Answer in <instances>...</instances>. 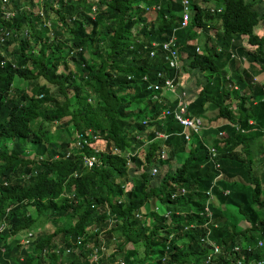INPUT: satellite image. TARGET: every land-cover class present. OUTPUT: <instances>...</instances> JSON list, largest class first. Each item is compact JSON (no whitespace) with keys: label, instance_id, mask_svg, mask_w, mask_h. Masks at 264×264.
Masks as SVG:
<instances>
[{"label":"trees","instance_id":"16d2710c","mask_svg":"<svg viewBox=\"0 0 264 264\" xmlns=\"http://www.w3.org/2000/svg\"><path fill=\"white\" fill-rule=\"evenodd\" d=\"M10 1L16 8L20 5L19 0ZM78 1L54 8L51 41H42L39 29L32 30L33 35L38 33L33 41L8 38L18 42L8 47L7 41L1 44L0 35L2 215L11 207L5 216L10 228L0 233V264H205L213 251L209 241L228 252L237 242L253 245L264 238V168L257 171V163H264V91L262 84L252 81L264 74V34L254 32L264 18L263 2L190 0V23L180 28V0H96L93 16ZM257 1L263 7L256 6ZM141 2L159 5L155 20L147 19ZM210 6L222 11L211 14ZM25 20L23 14L17 17V22ZM211 25L215 32L199 52L193 40ZM135 26L140 27L138 37H131ZM0 27L11 29L3 20ZM173 32L187 57L183 69L193 71L197 82V92H186L195 93L189 112L198 115L208 107L226 121L201 131L204 136L225 132L221 143L218 138L213 141L214 158L194 132L190 142L180 134L182 126L172 114L161 117L163 109H173L175 102H163L164 106L154 102L153 92L146 88L148 82L159 83L157 72L167 69L160 47L158 55L149 58L150 42L168 41ZM242 35L248 36L251 50L240 44ZM76 46L79 50L74 51ZM230 52L244 57L248 67L239 69ZM15 77L26 86H12ZM40 79L46 83H37ZM230 81L238 89H231ZM208 92L219 96V103ZM142 103L146 108L140 109ZM69 124L84 140L94 141L83 131L91 129L106 142L98 165L86 168L75 149L66 156L76 141L63 136ZM110 146L119 147L120 154L111 153ZM81 149L91 152L87 144ZM139 150L144 152L141 157ZM163 150L167 157L161 160ZM183 153L186 157L173 168L171 161ZM128 158L134 167H129ZM153 165L167 169L151 175ZM140 168V178L132 177L133 185L123 192ZM177 187L186 193L172 197ZM230 205L249 227L236 228L238 218L227 210ZM205 207L209 216L204 215ZM142 209L151 220L148 225L136 217ZM167 210L169 218L163 215ZM66 217L69 224H56ZM28 228L35 230L32 239L20 241L18 234ZM101 237L110 253L97 252L92 260ZM77 238L82 244H76ZM253 252L264 259V246Z\"/></svg>","mask_w":264,"mask_h":264},{"label":"clouds","instance_id":"9594fccd","mask_svg":"<svg viewBox=\"0 0 264 264\" xmlns=\"http://www.w3.org/2000/svg\"><path fill=\"white\" fill-rule=\"evenodd\" d=\"M20 1V5L16 8V7H14V5L12 4V2L10 1V0H2V2H1V4H0V20H3V21H6L10 26H11V29H6L5 27H0V35H1V44H4L5 43V41H7L8 43H9V45H8V47H12L14 44H17L18 42H16V41H14V42H9L8 41V38H11V37H16V38H19V39H22V38H27L28 40H30V41H33V40H35L36 38H37V36H38V33L37 34H35V35H33V31L32 30H39V29H41L42 30V32L40 33L41 34V36H42V41H51L54 37H55V33L53 32V28H54V20L52 19L54 16H55V11H54V8H58L59 6H60V4L63 2V3H65L66 1H70V0H19ZM190 1V0H189ZM180 2H181V5L183 6V3H182V0H180ZM78 3H80V5H81V7L83 8H81L82 10H84V11H86V13L89 15H94L95 13H96V11L98 10L97 8H96V6H97V3H96V0H81V2H80V0L78 1ZM49 4H51V7H52V9H49L48 8V5ZM211 7H213V8H220L221 10L220 11H222V8L220 7V6H218V7H216V6H210L209 8H208V10H209V12L211 13V14H215V13H217V11H215V12H211L210 11V8ZM96 8V9H95ZM150 8H153L155 11L159 8V5H155V4H153V5H151V6H149V5H147V4H145V11L146 10H148V9H150ZM191 5L189 4V8H188V12H189V15L191 16ZM47 10H48V12H47ZM184 12V6H183V9H182V12H181V19H182V13ZM21 14H23V16H25L26 17V20L25 21H21V22H17V17L19 16V15H21ZM72 19H75V15H72ZM189 23H190V19H189ZM189 25V24H188ZM258 26L259 25H262V26H264V18L263 19H261V20H259V22H258V24H257ZM257 25L255 26V28L257 27ZM180 28H183V27H181V22H180V26H179ZM187 27V26H186ZM185 27V28H186ZM255 28H254V32L255 33H257V34H259V35H262V34H264V30L263 31H261V30H259V31H255ZM260 31H261V33H260ZM173 36H175V34H174V32H173V34H172ZM172 37V36H171ZM170 37V38H171ZM169 38V39H170ZM245 39V40H244ZM240 41V44L244 47V48H246V49H248V50H251V45L248 43V36L247 35H242L241 37H240V39H239ZM165 42H167V41H164L163 43H165ZM175 42H176V36H175ZM151 43V45H152V47L148 50L149 52H148V56H149V58H151V59H153L156 55H158V52H157V50H158V48L160 47V49H161V51H162V53L163 54H165V58H164V66L166 65V68L167 69H160L158 72H157V77L158 78H160L159 77V74H164V76L166 77H169V78H172V77H175V79L177 80V81H180V86H179V88H178V91H182V92H184V95H183V98L186 100V102H187V113H188V115L189 116H191L190 115V112H189V110H188V105H189V103H190V101L194 98V94L195 93H193V95H191V96H189L186 92H188V93H190V91L191 92H195V89H189V87L188 86H186L184 83L185 82H181L182 80L184 81V79H185V74L187 73V72H189L188 70L187 71H185L184 72V70H183V65H184V61H185V59L187 58L186 57V54L184 53V52H182L180 49H179V46H178V44L176 43L175 44V49H176V52H177V65H174V66H171L170 65V63H169V60H171V58H172V56H170V54H169V52L168 51H166V50H164L163 48H162V45H163V43H157V42H153V41H151L150 42ZM197 46L199 47V45L197 44ZM145 48L147 47V46H144ZM197 48V47H196ZM75 50H79V48L76 46L75 48H74V51ZM197 50V49H196ZM219 50H221V48L219 49ZM151 51H154V54L151 56V54H150V52ZM197 51H199V50H197ZM202 51V50H201ZM201 51H199V52H201ZM1 53L3 54V52L1 51ZM234 55L235 57H233V56H231V55ZM85 56H87V54H85ZM230 57H231V59H234V61L236 62V64L239 66V67H241L242 69H246L247 67H248V64L246 65V66H244L243 65V63L244 62H247V60L244 58V57H240V56H238V55H236L234 52H230ZM6 59V58H5ZM3 60V59H2ZM34 63V62H33ZM248 63V62H247ZM0 65L2 66L3 65V63L0 61ZM13 66H15L14 64H13ZM244 66V67H243ZM33 68V64L29 67V70L30 69H32ZM189 69V68H188ZM229 70L228 72H227V74H226V77L228 78V75H230V69H229V67L228 66H226L225 67V70ZM164 70V71H163ZM166 71V72H165ZM167 71H169V73H171V74H173L172 76H169L168 74H167ZM57 72L59 73L60 72V68H58L57 69ZM184 74V76H183V79H181V75H183ZM263 74V73H262ZM258 76H255V77H253V83H256V82H258L259 84H262V89H263V91H264V81H262L261 79H258L257 78ZM20 79V78H19ZM143 80H146V77L144 76L143 77ZM160 80V82L159 83H157V84H161L162 82H161V79H159ZM42 81H43V79H40L39 81H37V83H39V84H42ZM152 83H154V82H148L146 85V88L148 89V90H150L151 91V89H149L148 88V85L149 84H152ZM51 88H53L52 86H53V84H50V83H47ZM12 86H13V83H12ZM229 87L231 88V89H238V86H237V84H236V82L235 81H230V83H229ZM190 90V91H189ZM28 91H30V90H28ZM77 92V91H76ZM30 93V92H29ZM156 94H157V96L155 97L157 100H158V102L160 103V100H162L161 99V97H160V91L159 92H155ZM153 94H154V92H153ZM158 95H159V97H158ZM40 97L42 96V94H40L39 95ZM153 96V95H152ZM175 102V106H174V108L176 107V104H177V101L175 100L174 101ZM173 103V102H172ZM166 109H169V110H172V109H170L169 107H165L164 109H163V111L161 112V117H164L165 115H171V114H164L163 112H164V110H166ZM173 115V114H172ZM192 117H199L198 115H193ZM173 118H174V115H173ZM175 119V118H174ZM176 120V119H175ZM1 121V120H0ZM147 122V119H145V120H143L142 121V123H146ZM178 122V121H177ZM226 122V121H225ZM225 122H223L222 124H224ZM179 123V122H178ZM202 123V122H201ZM180 124V123H179ZM222 124H218V125H216V126H208V127H205L204 126V124H202V128H201V131L203 130V129H206V128H216V127H218L219 125H222ZM181 125V124H180ZM182 126V125H181ZM201 131L198 133V134H195V135H197V137L199 138V139H203L205 136L204 135H202V133H201ZM84 133H86L88 136H89V138H92V139H94V141L93 142H91V141H87V140H84L83 138H82V136H81V134L80 133H75L76 135H75V137L74 138H76L75 140V143H73L72 142V144L69 146V151H67L66 152V156H68V155H72V152H71V150L73 151L74 149H75V151H76V153H80L79 155H81L82 156V160H83V164L85 165V167L86 168H88V161L86 160V158H91L92 159V161H94V162H99V158H98V154L100 153V152H103V150L105 149L104 148V146H105V144H106V142H104V141H102L101 140V138H99L97 135H92V133H93V131L91 130V129H87L86 131H84ZM159 133H162V134H164V135H166L165 133H163V132H159ZM159 133H157L158 134V136H159ZM225 134V132L224 131H220L219 132V134ZM180 134L182 135L183 134V126H182V130L180 131ZM167 136V135H166ZM193 136V135H192ZM159 137H161V136H159ZM162 138H166V137H162ZM81 139V140H80ZM203 141V140H202ZM204 142V141H203ZM80 143H81V145L82 144H87V147L88 148H90V150H91V152L88 154V153H86V152H84L82 149H81V145H80ZM205 144H207L208 145V147H213L215 150H216V154H217V148L215 147V146H213V145H211V144H209V143H206V142H204ZM97 144L99 145V146H97ZM164 152H165V154H166V157H167V151L166 150H163ZM121 152V151H120ZM161 154V153H160ZM165 157V158H166ZM159 158H161L160 157V155H159ZM165 158H163V159H165ZM211 158H214V156L212 157L211 156ZM162 158H161V160H163ZM133 164V163H132ZM93 165V162H92V164L91 165H89V166H92ZM218 166V165H217ZM129 167H132V166H130L129 165ZM153 167H156L157 168V172L155 173V174H152V172H151V175H156V174H158V169H160V168H158L157 166H151V169H150V171H152V168ZM77 171H79V170H75L74 172V176H77L78 175V172ZM72 175V174H71ZM7 181L6 180H3L2 181V184L3 185H7ZM180 188H183L184 189V192L183 193H177L176 195H178V194H185L186 193V189L184 188V187H177L176 189H175V191L174 192H176L177 191V189H180ZM68 194H71V193H69V192H67ZM210 192H206V194H209ZM210 199H213V197L212 196H210ZM120 201V200H119ZM23 201H21L19 204H24V203H22ZM13 207V206H12ZM157 208H159V207H157ZM2 209H3V203L2 202H0V233H2V232H4V231H6V230H8L9 228H10V226H9V224L7 223V221H6V219H5V216H6V214L9 212V210L11 209V207H6L5 209H4V215H2ZM27 211H29V212H31V210H30V208L28 207V210ZM158 211V210H157ZM207 212H208V208L207 207H205V213H204V215L205 216H207L206 214H207ZM140 213H142L141 211H140ZM142 217H143V215H142ZM142 217H137V218H140V219H142ZM146 219H147V215H146ZM146 221V220H145ZM193 226V225H192ZM247 227H249V226H246L245 228H247ZM106 231H105V230ZM91 230H97L96 228H92L91 227ZM102 230L103 231H105V232H107V230H109V227H104V228H102ZM102 230H100V232H101V234L103 233V231ZM33 231H35L34 229H31V228H28V229H24V230H22L18 235H20L21 236V238H20V241H22V240H27V241H29V240H31L32 239V235H33ZM90 231V228L88 229V232ZM87 232V231H86ZM102 238V240H101V243H103L104 244V246H105V248L104 249H102L101 247H100V245L97 247L96 246V251H94V253L92 254V260H94L93 259V256H94V254H96V259H97V252H105V253H110L109 251H107V247H106V245H105V241L103 240V237H101ZM259 240H262L263 241V245L262 246H257V242L259 241ZM253 243V245H250L248 242L246 243V242H237V243H235V244H240L242 247H244V246H247V245H250L251 247H252V251L251 252H247L246 250H245V253L248 255L247 256V258L246 259H250V260H262L263 261V264H264V259L262 258V257H257V256H254V252L253 251H255V249L256 248H262L263 246H264V238H259V239H256V241H254V242H252ZM76 244L77 245H80V244H82V238H77V240H76ZM90 245H92L91 244V242L90 243H88L87 244V246H90ZM220 248V247H219ZM72 248L71 247H67L66 249H65V251L66 252H70V250H71ZM1 250H3V248H1ZM211 250V249H210ZM230 253H231V249H230ZM243 253V252H242ZM245 253H244V255H245ZM222 255H223V253H222V249L220 248V252L217 254V258H216V260H218L219 261V263L220 264H224V262H221L222 260L224 261V260H228V257H229V255H225V257H222ZM249 261V260H248ZM205 262V261H204ZM247 262V261H246ZM227 263H228V261H227ZM205 264H208V263H205ZM217 264V263H216Z\"/></svg>","mask_w":264,"mask_h":264},{"label":"rangeland","instance_id":"374dc122","mask_svg":"<svg viewBox=\"0 0 264 264\" xmlns=\"http://www.w3.org/2000/svg\"><path fill=\"white\" fill-rule=\"evenodd\" d=\"M140 1H142V0H140ZM263 1V3H264V0H262ZM140 8H143V9H145V3L144 2H141L140 3V6H139ZM145 16L147 17V19L149 20V21H153V20H155V18H156V11L153 9V8H150V9H148V10H146V12H145ZM139 26H135L133 29H132V35H130L131 37L132 36H136V37H138V33H139ZM259 30H261V31H263L264 30V26H262V25H257V27L255 28V31H259ZM261 31H260V33H261ZM215 31H214V25H211V27H209L208 28V30H206V31H204V30H201V31H199V34L197 35V37L195 38L196 40H193V43H196V41L198 42V45H199V51H201L202 50V48H203V46L204 47H206V45H209V42H208V39H207V37H208V35H211V34H213ZM245 40V39H244ZM169 63H170V60H169ZM248 63L247 62H244L243 63V65L244 66H246ZM243 66V67H244ZM71 69V68H70ZM239 69H241V67H239ZM184 70V72L185 71H187L186 69H183ZM229 70H227L226 69V72H228ZM193 72V71H192ZM192 72H187L186 74H185V79H184V81H185V85L186 86H188L189 87V89H195L196 88V84H197V82H196V79H195V76L193 75L194 73H192ZM183 76H184V74L183 75H181V79H183ZM259 79H261L262 81H264V74L262 75V76H259ZM200 80L202 81L203 80V76H200ZM42 83H46L44 80L42 81ZM202 84V83H201ZM13 86H15V87H17V88H24L25 86H26V82L24 81V80H22V79H19V77H15V79H14V81H13ZM29 90V89H28ZM28 92H30V91H28ZM195 92H197V89H195ZM209 94H211V98L212 99H214V101H216V102H218L219 103V101H220V98H219V96H217V95H214V94H212V93H210V92H208ZM127 98H130V97H128V96H126ZM158 97H159V95H158ZM160 97H161V99L162 100H160V104L162 103L163 104V106H164V103L163 102H165V103H172V102H174L175 100H176V96H175V94L174 93H172V92H169V91H165V90H163L161 93H160ZM153 100H154V102H158V100L156 99V98H154L153 97ZM135 101L136 100H134V102L133 103H135ZM136 104V103H135ZM143 108H146L145 107V105H144V103H142V105L140 106V109H143ZM231 108H234V105H232L231 106ZM134 112H135V110H136V107H133V109H132ZM149 113L151 114L152 113V111L150 110L149 111ZM217 113H218V110H214V109H210V108H208V107H206V110L204 111V113L203 114H198V116H199V118H200V120H201V122H202V124H204V126L205 127H208V126H216V125H218V124H222L223 122H225L224 120V118H219V119H217L216 118V116H217ZM190 115L191 116H193V115H195V114H192L191 112H190ZM87 129H85V130H83V131H86ZM66 131L68 132V133H64L63 134V136H65V139H71V138H74L75 137V131H76V129H74V127H73V125L72 124H69L68 125V127L66 128ZM223 136H225V134H218L217 136H215V134L214 133H209L207 136H205L202 140L203 141H205V142H207V143H209V144H213V141L216 139V138H218L219 140H220V143H221V140H222V138H223ZM137 138H139V136L137 137ZM97 146H99L98 144H97ZM104 148L106 149V144H105V146H104ZM218 148H221V146L220 147H218ZM187 149H188V147H187ZM186 149V150H187ZM120 149H119V147H116V146H110V152L111 153H113V154H120ZM186 152V151H185ZM132 154V152L131 153H129V154H127V156H129V155H131ZM144 155V152H140V150H139V152H138V156H143ZM186 153H183V155L182 154H180V156H178L177 158V160H173V161H171V166L173 167V168H175V167H177V166H179L180 164H181V162H182V160L186 157ZM180 158V159H179ZM100 162H94L93 161V165L92 166H89V164H88V168L90 169V168H92L93 166H95V165H98ZM133 162H132V160L130 159V158H128V165H130V166H132V167H134V164H132ZM264 168V163L263 162H260V163H257V171H260V170H262ZM143 168H140V170L139 171H135V172H133V174L129 177V181H128V183H127V185L125 186V187H123V192H126L127 190H129V188L133 185V182L131 181V178L132 177H135L134 179H136V178H140L139 177V172H141V170H142ZM167 169V166H163L161 169H158V173H159V170H160V172L161 171H165ZM258 169H260V170H258ZM215 203H216V201L215 200H213ZM158 205H159V207H160V209L162 210L163 208L161 207V205L158 203ZM159 209V208H158ZM227 210H230L231 211V213L233 214V219L235 220V218H238L237 219V221H238V227H236L237 229H239V226H241V224L239 223V220H241V217H240V214L237 212V210H236V208L235 207H233V206H227ZM143 211V209L141 210V212ZM142 215H143V217H142V219L143 220H146V222H145V224L146 225H148V224H150V222H151V220L148 218V216L149 215H147V218L148 219H146V213L145 212H142ZM69 219H68V217H66V218H64V219H60L56 224H60V225H62V224H69ZM246 226H249V223H246V225H244V227H246ZM104 239H105V236H104ZM106 240V239H105ZM112 245H114V244H111V246ZM131 247V245L130 244H128L127 245V248H130Z\"/></svg>","mask_w":264,"mask_h":264},{"label":"built area","instance_id":"2783aa9c","mask_svg":"<svg viewBox=\"0 0 264 264\" xmlns=\"http://www.w3.org/2000/svg\"><path fill=\"white\" fill-rule=\"evenodd\" d=\"M182 3L184 6V12L182 13L181 27L185 28L186 26H188L189 19H190V15L188 12L190 1L182 0ZM220 10H221L220 8H213V7L210 8V11L212 13L215 11L220 12ZM175 44H176L175 36L172 35V37L167 42L163 43L162 45V48L168 51L170 56H172L170 60L171 66L177 65V52L175 49ZM196 49L199 50V47L197 46ZM150 54L152 56L154 54V51H151ZM231 56L235 57L233 54ZM159 77L161 78L162 83L161 84H157V83L149 84L148 88L151 89L152 92H154L153 94L154 98L157 96L155 92H159V91L162 92L163 90L169 91L175 94L176 101H177L176 107L173 108L172 110L166 109L164 110L163 113L164 114L172 113L174 115V118L183 126V134L185 136V139L188 142H190L193 138L192 132H194L195 134H198L201 131V128H202L201 120L199 117H192L188 115L187 102L183 98L184 92L178 91V88L180 86V81H177L175 77H172V78H169L167 76L165 77L164 74H159ZM159 136L166 137V135L162 133H159ZM209 150H210L211 156L212 157L215 156L216 150L213 147H209ZM160 157L162 159L166 157V154L164 151L161 152ZM86 160L88 161L89 165H91L93 162L91 158H86ZM151 172L152 174H155L157 172V168L153 167ZM183 192H184L183 188L177 189V191L172 194V197L176 196L177 193H183ZM155 209L158 210L157 207ZM163 215L164 217L169 218L171 215V212L169 210L164 211ZM206 215L209 216V212H207ZM136 217H142V213L140 212L136 213ZM208 243L211 245V248H212L211 250L213 251L211 255H208L206 257L205 263L216 264L213 262L216 260L217 254L220 252V248L219 246H217L216 244L210 241ZM262 245H263V241L259 240L257 242V246H262ZM100 247L102 249L105 248L103 243H101ZM243 250H246L247 252H251L252 247L250 245L242 247L240 244H234L233 247L231 248V253L227 260L228 264H263L262 260L246 259L244 253H242ZM93 259L94 260L96 259V254H94Z\"/></svg>","mask_w":264,"mask_h":264},{"label":"crops","instance_id":"0c3cea01","mask_svg":"<svg viewBox=\"0 0 264 264\" xmlns=\"http://www.w3.org/2000/svg\"><path fill=\"white\" fill-rule=\"evenodd\" d=\"M260 1H262V0H260ZM260 1H257L256 2V6H262L263 7V5L260 3ZM263 2V1H262ZM264 4V3H263ZM263 9H264V7H263ZM181 82H185V81H181ZM201 114H203V113H201ZM200 115V114H199ZM231 206V205H230ZM239 223L241 224V226H239V229H243L244 228V225H246V223H247V221L245 220V219H243V218H241V220H239ZM222 253H223V255H222V257H225V255L227 256V255H230V250L227 252H223V250H222Z\"/></svg>","mask_w":264,"mask_h":264}]
</instances>
